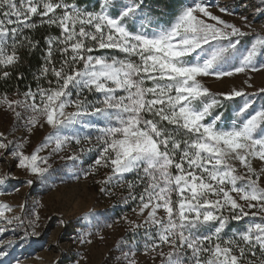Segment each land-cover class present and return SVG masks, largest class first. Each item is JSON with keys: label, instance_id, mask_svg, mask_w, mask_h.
Instances as JSON below:
<instances>
[{"label": "snow or ice", "instance_id": "6c2138e0", "mask_svg": "<svg viewBox=\"0 0 264 264\" xmlns=\"http://www.w3.org/2000/svg\"><path fill=\"white\" fill-rule=\"evenodd\" d=\"M113 3L103 0L99 11H88L66 0H0V78L10 77L8 69L19 63L21 49L39 47V41L25 34L36 27L33 17L60 30L58 36L45 37L44 62L35 77L46 80L47 87L38 83L35 91L17 90L15 100L7 93L0 97V106H6L15 123L29 134L41 121L55 129L30 154L19 144L12 153L17 166L43 180L50 167L48 157L39 153L53 141V152L69 140L80 143L79 135L69 136L61 129L94 128L99 133L98 155L90 169L102 164L110 167L113 175L107 183L135 174L134 180L127 181L130 190L143 185L139 212L148 210L145 223L149 227L142 247L144 254L153 255L154 264L157 256L159 264H264V187L259 183L264 167L260 172L252 167L254 159L264 161V108L230 127H218L220 117L206 123L205 117L219 101L205 102L209 92L198 79L259 70L256 60L264 56V36L256 34L238 58L234 53L239 38L249 33L213 14L204 0H192L167 26L151 32L145 25L134 31L127 26L126 20L140 8L135 0L115 17L108 12ZM219 12L232 15L226 6L219 7ZM241 19L250 29L247 17ZM96 50H114L124 58L92 55ZM230 58L236 62L230 63ZM16 78L21 80L23 75ZM220 95L231 100L244 93L234 90ZM89 96L97 98L92 101ZM68 107L74 111L66 112ZM248 109L246 102L239 111L244 114ZM177 132L182 139H177ZM10 143L14 142L0 134V149L7 150ZM230 161H238L246 172L238 173ZM129 195L137 200L132 191ZM159 209L164 213L161 217ZM5 210L9 206L0 205V219L5 220L0 237L13 221L23 224V217L9 219ZM247 216L259 220L231 237H222L229 219L240 221ZM38 219L37 215L29 221L33 231L25 228L20 242L37 235ZM210 225L211 231H201ZM16 243L8 240L0 246V264H5ZM131 243L136 247L125 252L124 258L128 264H137L133 257L141 241Z\"/></svg>", "mask_w": 264, "mask_h": 264}, {"label": "rangeland", "instance_id": "374dc122", "mask_svg": "<svg viewBox=\"0 0 264 264\" xmlns=\"http://www.w3.org/2000/svg\"><path fill=\"white\" fill-rule=\"evenodd\" d=\"M191 2L192 0H184L166 22L155 23L142 11L127 20L129 24H135L137 29L145 25L151 32L167 26L179 11ZM204 2L211 5L209 10L213 14L221 16L222 19L249 33L239 38L240 43L234 53L236 57L239 58L245 53L256 34L264 36L262 0H204ZM225 6L232 15L219 12V7ZM242 17H247V23L251 25L250 29L243 26L245 22L241 19ZM229 62L236 61L230 58ZM256 63L259 70L254 72L247 71L231 77L198 78L209 92V95L204 98L205 102L210 103L213 98L219 101L205 117L206 123L220 117L216 121L217 126L230 127L256 110L264 108V91H262L264 90V68L260 67L264 64V56L258 57ZM234 90L242 91L244 95L231 99H238L239 105L230 107L227 116L223 107L224 98L220 94ZM3 95L0 94V97ZM7 95L10 100L17 99L16 93ZM246 102L249 109L247 113L242 114L239 110ZM65 111L72 112L74 108L68 107ZM61 131L69 136L76 133L80 137V143L77 144L74 139L69 140L59 152H53L55 147L53 141L48 148L41 151L40 156L48 157L47 164L50 171L45 179L38 180L27 170L17 166V160L12 153L19 144H23L25 154L32 153L51 133L55 132V129L41 121V124L35 126L29 134L26 129L15 123L13 114L7 110L6 106H0V134L7 141L14 142L9 144L7 150L0 149V205H8L10 208L5 210V217L9 219L23 217V224L13 221V224L8 226V232L0 237V246L6 244L8 240L17 242L9 249L5 264H16L17 260L19 264H77V262L79 264H128L124 253L135 249L136 246L131 243L133 239L141 241L140 249L135 251L133 257L137 264H154L153 255L144 254L142 247V238L149 227L145 223L148 210L144 213L139 212L138 195L143 185H138L133 190L128 188L127 181L134 180L135 174L130 178H127L129 174H125L124 180L118 182L114 178L111 183H107L108 177L113 173L110 167H105L103 164L94 170L90 169L98 155L99 133L96 129L76 125L67 126ZM85 136L89 139H84ZM72 155L77 157L75 161L66 159ZM230 163L237 168L238 173L246 172L238 161H230ZM252 167L260 172L264 167V161L254 159ZM85 172L88 173L87 176L84 175ZM28 180L34 182L29 185ZM259 183L261 187H264V175L261 176ZM130 191L137 195L136 201L130 198ZM126 199L127 203H125ZM37 215L39 217L38 227L35 228L37 235H30L20 242L25 228L29 233L33 231L28 224ZM163 215V210L159 209L157 216ZM224 215L228 216L229 213L225 211ZM254 220L258 221L259 217L247 216L240 221L229 219L222 237H231L234 233L244 230ZM137 224H142L143 227L134 229L133 226ZM4 225L5 220L0 219V226ZM212 228L213 226L210 225L202 232L211 231ZM163 250L167 252L168 248L165 247ZM155 264H159L158 256Z\"/></svg>", "mask_w": 264, "mask_h": 264}, {"label": "trees", "instance_id": "16d2710c", "mask_svg": "<svg viewBox=\"0 0 264 264\" xmlns=\"http://www.w3.org/2000/svg\"><path fill=\"white\" fill-rule=\"evenodd\" d=\"M184 0H135L136 3L140 4L138 12H141L148 18L152 19L153 22H166L168 21L177 7L182 5ZM67 3H75L78 7L86 9L88 11H99L103 0H66ZM132 0H114V3L109 7L108 12L113 17L118 16L121 9L126 5L131 3ZM137 12V13H138ZM33 23L36 27L31 30H26V35H28L33 40L39 41V47L35 50H29L27 48L21 49L19 52L20 61L15 68L8 69L11 73L8 79L0 78V94H9L19 92H25L29 87L35 91L37 84L47 87V81L41 79L36 80V75L38 74L41 65L43 64L42 54L46 48L45 37L58 36L60 30L56 26H49L47 24L40 23V17H33ZM126 20V24L130 30H137L135 24H129ZM94 56H112L116 55L119 58H124V54L115 52L114 50H96L92 53ZM54 58L57 60V67H59L60 56L56 53ZM131 59L135 60V57ZM22 74L23 79L17 80V75ZM75 94L73 93V97ZM96 96H89L90 100H95ZM223 107H225L226 115H229V108L236 107L239 105V100H225L223 99ZM147 118H152L148 116ZM164 126L172 129L173 126L167 125L164 122ZM177 139H182V135L177 132ZM134 174H129L127 178L132 177ZM203 230V229H202ZM201 230V231H202Z\"/></svg>", "mask_w": 264, "mask_h": 264}]
</instances>
